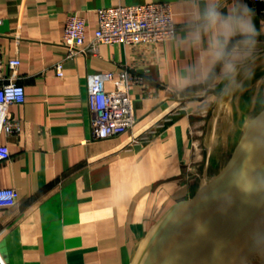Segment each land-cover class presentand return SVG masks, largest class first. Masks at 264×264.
<instances>
[{
  "label": "crops",
  "instance_id": "crops-1",
  "mask_svg": "<svg viewBox=\"0 0 264 264\" xmlns=\"http://www.w3.org/2000/svg\"><path fill=\"white\" fill-rule=\"evenodd\" d=\"M154 1L171 4L176 34H182L185 0H0L3 74L25 90L24 103L10 108L19 131L0 137L11 153L0 164V188L18 193L16 206L0 208V264H134L157 221L225 164L214 159L212 143L209 151L195 139L203 131L211 141L215 137L225 98L201 106L169 92V74L194 58L171 40L100 44L96 54L65 58L68 14L86 19L89 45L98 9ZM241 2L255 13L259 48L245 90L227 99L232 121L258 113L253 101L264 96V0ZM14 59L20 62L16 71L8 64ZM122 72L128 74L136 123L118 137L95 139L88 77L112 73L105 89L114 91ZM208 107L216 114L207 120L202 111ZM212 120L217 122L203 130Z\"/></svg>",
  "mask_w": 264,
  "mask_h": 264
},
{
  "label": "water",
  "instance_id": "water-1",
  "mask_svg": "<svg viewBox=\"0 0 264 264\" xmlns=\"http://www.w3.org/2000/svg\"><path fill=\"white\" fill-rule=\"evenodd\" d=\"M242 145L241 138L199 195L177 204L147 232L134 264H253L264 249V152Z\"/></svg>",
  "mask_w": 264,
  "mask_h": 264
},
{
  "label": "built area",
  "instance_id": "built-area-1",
  "mask_svg": "<svg viewBox=\"0 0 264 264\" xmlns=\"http://www.w3.org/2000/svg\"><path fill=\"white\" fill-rule=\"evenodd\" d=\"M97 29L89 45L85 32L87 21L77 13L67 15L63 45L65 58L98 53V45H159L171 40L176 27L172 6L168 2L154 1L139 5H117L96 11ZM12 71L20 62L9 61ZM3 57L0 51V137H10L19 131V123L12 118L10 108L25 101L24 87L3 74ZM57 75L63 76L62 63L56 65ZM113 79L112 73H98L88 77V105L92 114V130L95 139L115 138L130 131L135 123L133 100L129 94L128 74L122 72L114 91L105 89V82ZM6 145L0 144V164L10 159ZM18 202L14 188H0V208H11Z\"/></svg>",
  "mask_w": 264,
  "mask_h": 264
},
{
  "label": "clouds",
  "instance_id": "clouds-1",
  "mask_svg": "<svg viewBox=\"0 0 264 264\" xmlns=\"http://www.w3.org/2000/svg\"><path fill=\"white\" fill-rule=\"evenodd\" d=\"M185 9L182 34L173 29L171 43L194 58L169 74V92L201 106L242 93L258 57L253 9L241 0H185ZM257 104L260 111L240 125L242 146L264 152V96L253 101V107ZM252 237L255 243L257 232Z\"/></svg>",
  "mask_w": 264,
  "mask_h": 264
},
{
  "label": "rangeland",
  "instance_id": "rangeland-1",
  "mask_svg": "<svg viewBox=\"0 0 264 264\" xmlns=\"http://www.w3.org/2000/svg\"><path fill=\"white\" fill-rule=\"evenodd\" d=\"M220 105L218 106L220 107ZM229 108H230L229 106L225 110L223 109L221 110L219 108V116H220L219 118H221V120H220V123L218 124V132L216 133L215 137L212 138V141L210 137H207V138L205 137L206 133H204V131L200 137H195L196 140H199L205 146L208 147V148H205V150L208 149L210 151L211 149H213L214 159L215 160L218 159L219 162L221 163L220 165H223V163H225L223 167H221L219 170L213 171L212 175H209L206 180L202 179L199 181L197 191L194 194L196 196L199 195L205 189L206 184L212 181L213 178L216 177L224 169V167L227 166V164L229 163L232 156H230V154L226 155V150L231 147V144L233 143L236 144L238 140L240 142L241 138H243V130L240 128V125L242 124L243 120L232 121L229 118L231 114ZM204 111H207L206 113H204L206 114L204 119L208 120L209 119L208 117L212 116V111H213V117H215L216 110L214 111L213 107H210V108L208 107V110L204 108L202 112ZM215 122L217 121L212 120V121H209V124H206V123L203 124V130H204V127L209 130L212 127V125H214L213 123ZM227 140H229V147H227ZM211 143L214 145V147H210ZM197 149H199V147ZM193 196H191L188 200L192 199ZM253 264H264V249L263 251H260L258 255H256V258Z\"/></svg>",
  "mask_w": 264,
  "mask_h": 264
},
{
  "label": "bare ground",
  "instance_id": "bare-ground-1",
  "mask_svg": "<svg viewBox=\"0 0 264 264\" xmlns=\"http://www.w3.org/2000/svg\"><path fill=\"white\" fill-rule=\"evenodd\" d=\"M227 99L228 98H225L224 100H223V102H221V105H220V109L222 110H225L226 108H227ZM224 103V104H223ZM173 234H174V229H172L170 232H168V234L166 235V237H165V239H164V243L166 242V241H168L169 239H171L172 238V236H173ZM262 247H264V241L262 242V244H260V246H259V250L262 248Z\"/></svg>",
  "mask_w": 264,
  "mask_h": 264
}]
</instances>
